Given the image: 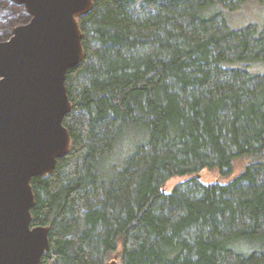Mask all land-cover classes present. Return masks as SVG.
I'll return each mask as SVG.
<instances>
[{"label": "trees", "instance_id": "trees-1", "mask_svg": "<svg viewBox=\"0 0 264 264\" xmlns=\"http://www.w3.org/2000/svg\"><path fill=\"white\" fill-rule=\"evenodd\" d=\"M249 1L97 0L78 20L70 152L30 181L40 264H264V24L226 20ZM29 20L0 0V41ZM235 159L229 183L198 180Z\"/></svg>", "mask_w": 264, "mask_h": 264}, {"label": "water", "instance_id": "water-1", "mask_svg": "<svg viewBox=\"0 0 264 264\" xmlns=\"http://www.w3.org/2000/svg\"><path fill=\"white\" fill-rule=\"evenodd\" d=\"M8 1L30 20L0 42V264H40L49 228L31 226L30 181L70 152L65 74L83 59L78 20L97 0Z\"/></svg>", "mask_w": 264, "mask_h": 264}, {"label": "rangeland", "instance_id": "rangeland-1", "mask_svg": "<svg viewBox=\"0 0 264 264\" xmlns=\"http://www.w3.org/2000/svg\"><path fill=\"white\" fill-rule=\"evenodd\" d=\"M6 1L13 4L8 0ZM226 16L227 23L231 28H241L248 24H255L260 27L264 24V6L255 0L249 1V3H245L238 10L228 12ZM12 28L13 27H9L8 31L10 32ZM246 163L247 161L245 159H235L233 163V171L226 177L221 176L216 169H204L198 173V180L203 184H227L242 172ZM190 177L191 176L173 177L167 180L162 189L165 193H170L175 186L185 182ZM112 260L113 259L110 261Z\"/></svg>", "mask_w": 264, "mask_h": 264}]
</instances>
